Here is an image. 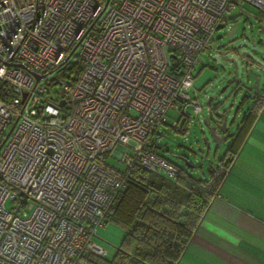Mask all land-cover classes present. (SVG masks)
Returning <instances> with one entry per match:
<instances>
[{"label": "built area", "instance_id": "obj_1", "mask_svg": "<svg viewBox=\"0 0 264 264\" xmlns=\"http://www.w3.org/2000/svg\"><path fill=\"white\" fill-rule=\"evenodd\" d=\"M244 3L264 10V0H0V264L106 256L92 237L126 186L106 157L179 172L151 149L153 132L168 107L201 111L193 66Z\"/></svg>", "mask_w": 264, "mask_h": 264}, {"label": "trees", "instance_id": "obj_2", "mask_svg": "<svg viewBox=\"0 0 264 264\" xmlns=\"http://www.w3.org/2000/svg\"><path fill=\"white\" fill-rule=\"evenodd\" d=\"M262 107L264 88L239 100L235 115L242 110L241 117L223 155L216 159V168L210 165L206 177L180 166L174 177L150 172L137 162L128 166L123 171L126 186L115 194L105 214V223L123 229L122 240L110 256L85 254L84 264H176ZM186 121L178 132L186 131ZM156 147L154 142L151 149L159 153Z\"/></svg>", "mask_w": 264, "mask_h": 264}, {"label": "rangeland", "instance_id": "obj_3", "mask_svg": "<svg viewBox=\"0 0 264 264\" xmlns=\"http://www.w3.org/2000/svg\"><path fill=\"white\" fill-rule=\"evenodd\" d=\"M238 10L235 9L233 12L235 13ZM236 21V31L231 37L227 35L228 18H226V23L222 27L216 28L212 32L210 41L199 53L198 61L193 66V82L188 94L197 103L202 105L201 111L195 113L191 105L186 107L185 113H182L178 108L168 107L164 120L157 124L156 131L152 135V140L155 142L159 153L199 177H206L209 166L216 158V148H218V155H221L222 152L219 149H225L226 147L225 142L217 145L218 147L212 143L208 154L205 155V145L202 136L203 132L207 133V130L202 123V119L207 115V98L213 95V102H221L219 107L228 115L227 127L230 132L235 130L237 121L240 118V113H238L235 115L234 121L231 122L233 115L237 111L236 107L241 95L244 94L245 90L241 89L238 94L230 93V88L234 86V84H231L228 89L219 95L221 87L225 84L229 72L232 70L231 64L225 60L222 53L226 49L237 46L238 54L229 50L227 56H233L236 59L238 63V76L246 80V74L248 73L243 67L241 54L249 52L251 55H254V51L258 50L257 44L254 45L252 42L253 40L257 41L258 35L256 31L259 25H264V10H260L249 3H244L241 14ZM259 61L262 67H264V57L260 58ZM262 83H264V73H262L260 78V86ZM55 88L57 86L53 85L52 90ZM185 118H187L185 132H178L171 127L173 120L178 119L179 121H183ZM131 154H133V150L129 146L124 151V155ZM106 161L120 171H125L127 168L125 162L115 152L110 153L106 157ZM34 205L35 202L28 199L21 206L18 213L22 214L24 211L30 212ZM5 206L11 211L15 208V204L10 200L5 202ZM123 234L124 231L121 227L112 222H107L104 226L96 228L92 239L106 250V256H110L120 244Z\"/></svg>", "mask_w": 264, "mask_h": 264}, {"label": "crops", "instance_id": "obj_4", "mask_svg": "<svg viewBox=\"0 0 264 264\" xmlns=\"http://www.w3.org/2000/svg\"><path fill=\"white\" fill-rule=\"evenodd\" d=\"M176 264H264V107Z\"/></svg>", "mask_w": 264, "mask_h": 264}, {"label": "water", "instance_id": "obj_5", "mask_svg": "<svg viewBox=\"0 0 264 264\" xmlns=\"http://www.w3.org/2000/svg\"><path fill=\"white\" fill-rule=\"evenodd\" d=\"M240 14H241V10H238L237 12L228 15V19L229 20L237 19ZM223 25L224 24H218L217 28L222 27ZM235 27H237V25L229 30L227 34L229 37L233 35ZM256 34L258 35L257 41L253 40L252 44L254 45L257 44L258 50L254 51V55H251L249 52H243L241 54V58L243 59L242 61L243 67L248 73L246 74V80H243L238 76V63L236 59L233 56H227L229 50L238 54V50L236 48L237 46H233L229 49H226L222 53V55H224L225 60L229 64H231L232 70L231 72H229L225 84L221 87L219 95H221L222 92L228 89L231 86V84H234V86L230 88V93L238 94L241 89L245 90L244 94L241 95V98L244 97L245 95L252 96L253 94H258L259 91L262 88H264V83H262V85L260 86V78L262 73H264V67H262L259 61L260 58L262 59V57H264V25H259ZM9 64L25 67L23 63H9ZM31 72L36 79L39 78V75L36 72L34 71ZM213 100H214L213 95H210L207 98L206 100L207 115L204 116L202 119V123L207 130V133L203 132V136H202V140L205 145V155L208 154L210 145L212 143L217 146L222 142H225L228 139L229 134L231 133L229 132L227 127L228 115L226 114L225 111H222L219 107L221 102L220 101L213 102ZM12 127L13 125L11 126L10 130L12 129ZM9 132H7L2 142H4ZM22 199H24V197Z\"/></svg>", "mask_w": 264, "mask_h": 264}, {"label": "flooded vegetation", "instance_id": "obj_6", "mask_svg": "<svg viewBox=\"0 0 264 264\" xmlns=\"http://www.w3.org/2000/svg\"><path fill=\"white\" fill-rule=\"evenodd\" d=\"M234 12L233 11H231V12H228L227 14H226V18H228V15H230V14H233ZM229 20V19H228ZM237 25V21H236V19H234V20H229V26H228V32H229V30L232 28V27H234V26H236ZM235 31H236V27H235V29H234V33H233V35L235 34ZM232 35V36H233Z\"/></svg>", "mask_w": 264, "mask_h": 264}]
</instances>
